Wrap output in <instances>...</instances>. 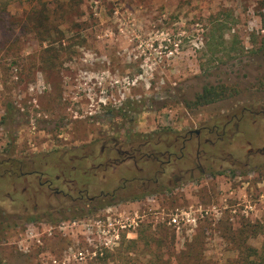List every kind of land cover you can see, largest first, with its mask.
Returning <instances> with one entry per match:
<instances>
[{"label":"rangeland","instance_id":"obj_1","mask_svg":"<svg viewBox=\"0 0 264 264\" xmlns=\"http://www.w3.org/2000/svg\"><path fill=\"white\" fill-rule=\"evenodd\" d=\"M33 1L8 0L0 17V264H51L50 257L57 264H80L61 260L79 236H66L56 227L93 218L104 209L145 218L132 238L84 264L157 259L176 264L191 244L200 258L224 264L230 253L222 226L236 230L243 223L264 224L263 205L246 219L228 212L242 195L252 202L264 195V160L250 158L243 166L245 150L260 146L262 131H252L249 138L242 119L239 131L228 126L217 141L205 129L220 126L232 113L238 116L243 107L255 111L264 105V0H74L63 17L59 8L70 0H38L53 12L49 20L55 22L54 32L43 40L25 19ZM209 85L231 91L218 102L193 107L195 95ZM118 110L127 111L124 118ZM198 130L211 143L202 145L200 139L198 149L193 137L184 143L183 157L170 166L164 184L126 183L113 199L88 205L83 200L80 207L44 187L33 192L28 186H36L34 180L27 183L3 173L7 160L26 172V161L33 159L38 171L53 177L60 174L65 153L81 155L104 140L128 149L158 140L170 144L176 136ZM196 153L201 173L195 169ZM87 166L77 164L79 171ZM178 169H193L192 176L175 181ZM80 174L64 177L74 181ZM100 174L98 170L88 197L115 183L122 186L134 171L123 164L114 175ZM79 176L74 190L59 189L74 193L84 188L88 181ZM197 204L215 205L220 214L180 234L156 218ZM141 230L149 231L148 240L129 246ZM248 243L258 248L260 237ZM103 257L104 262L94 263Z\"/></svg>","mask_w":264,"mask_h":264},{"label":"flooded vegetation","instance_id":"obj_2","mask_svg":"<svg viewBox=\"0 0 264 264\" xmlns=\"http://www.w3.org/2000/svg\"><path fill=\"white\" fill-rule=\"evenodd\" d=\"M253 110V106L248 105L241 109L238 116L237 114L232 113L230 115V118L220 126L218 124H214L211 128L205 129L208 134H214L217 141L222 140V135L225 133L228 126H231L235 131H239L238 127L240 125H243L241 123L242 119L245 122V131L249 132V134L247 132L249 138H252V136H254V133H252V131H262L261 134L260 132L258 133V139L259 141H261L260 146L255 147V149L247 148L245 150L247 157L246 161L243 163V166L245 167L253 161L250 160V158L255 159V157H257L258 159L264 160V105L260 106L255 111ZM257 122L258 128L256 129L254 128V125ZM200 132L201 130H198L188 132L183 137L176 136L170 144H164L163 141L158 140L153 145H149L148 142H143L135 147H129L128 149H121L120 147H117L116 144L108 142V140H104L100 142L96 150L88 149L86 153L81 155H69L68 153H65L62 156L65 159H62L60 162L63 165H58V168H60L58 172H60V174L53 177H46L47 174L38 171L34 167L36 161L33 159H28L26 161V164L29 165L30 169L26 172H23L19 168L17 170L12 168V162L7 160L4 164L8 166V168H5L3 173L7 175L16 174V176L27 180V183L34 180L36 186H28L33 192H37V189L39 190L44 187V189L50 195L59 197L61 199H68V201L73 204V207H75L76 204H78V207H80V204L84 203L83 200H86V205H88L94 203L99 198L108 197L109 199H113L114 195L116 194L115 192H117V190L124 189L125 187L123 186L126 183L132 184L133 182H135L140 186H144V184H150L152 185V187H157L161 184H164L163 181L169 178L170 166H175L176 162L178 164L180 159L183 157L181 152L184 148V143L188 142L191 137H193L196 142V148L201 145L200 139H202V145L208 146V144L211 143L209 139L201 138ZM249 143L250 141L248 140V144ZM158 146L163 147V150L154 152L153 148ZM170 149H172V151H170ZM144 150H146V152ZM176 153H178L179 156H175ZM195 158L196 159L194 160V163L197 164L195 169L196 171L200 172L201 168L199 167L200 165H198L199 160L197 153ZM70 163H73L74 165H69ZM79 163H82L84 165L88 164V166L83 171H79L77 168V164ZM123 164H128L130 165L131 169H133L134 174L131 179L124 178L122 179V181H124L122 186L118 187L117 183H115L111 190L104 191L100 189L98 190L97 195L88 197V193L92 189L91 183L94 182L93 180L95 179L94 177L98 170L102 175L105 173L114 175ZM142 165H146V167ZM149 166L151 167L150 170ZM192 170L193 169H178L176 174L179 175V177H175L173 180H179V178L184 174H190L189 176H192ZM79 172L81 174L80 176L77 175L76 178L78 179V176L80 178L82 176L88 181L87 183H85L84 188L77 189L74 193L68 191L67 189L65 191L63 189H59V186H61V188L66 187L69 190H74L77 179L73 181L69 178H65L64 176L65 174H73ZM66 176L68 177V175ZM56 184H58V186H56ZM26 190L27 189L23 188L22 193H25Z\"/></svg>","mask_w":264,"mask_h":264},{"label":"built area","instance_id":"obj_3","mask_svg":"<svg viewBox=\"0 0 264 264\" xmlns=\"http://www.w3.org/2000/svg\"><path fill=\"white\" fill-rule=\"evenodd\" d=\"M261 32H263L261 30ZM258 206H257V204ZM263 205L264 195L259 194L256 202L247 200L245 195L242 199L236 201L230 206L229 211L233 216L239 218H250L259 210L258 207ZM220 211L215 205L201 206L189 205L185 208L174 209L169 213H161L158 221L170 227L175 234L182 231H192L198 221L215 218ZM145 214L138 212L111 213V209H104L90 219H80L73 221L60 222L56 229L62 234L78 235L79 240L74 239L76 247L68 246L62 252V261H76L84 264L87 261L96 259L105 251L116 248L122 241L132 238L136 229L143 222ZM155 221V225L159 224ZM38 243V241H36ZM79 244V246H77ZM51 264H57L58 261L50 257Z\"/></svg>","mask_w":264,"mask_h":264},{"label":"trees","instance_id":"obj_4","mask_svg":"<svg viewBox=\"0 0 264 264\" xmlns=\"http://www.w3.org/2000/svg\"><path fill=\"white\" fill-rule=\"evenodd\" d=\"M7 1L8 0H0V17L4 12ZM72 5H74V0H70L69 3L61 5L59 8L60 17L69 14L72 10ZM52 13L53 12L50 13L46 9L44 3H41L38 0H34L33 5L30 7L29 12L25 17L26 22L30 25L32 31L41 40L48 37L49 34L51 32H54L55 30V22L52 23V21L49 20V16H51ZM1 23L2 20L0 18V24ZM53 53L50 52L49 54V56H51L52 58L55 57V53ZM230 91L231 89L223 85L204 86L202 87L201 91L195 95L191 104L195 108L203 107L224 99L227 96V92L230 93ZM9 110L10 107H7V111ZM118 113L120 117L124 118L127 111L118 110ZM11 117L13 116L11 115ZM3 120H5V118H3ZM29 220L32 219L29 218ZM205 228L208 227L206 226ZM162 231L164 230L162 229ZM148 232V230L139 231V234H137V238L134 240H130L129 242H127V244H129V246H134L139 242L147 241L149 238ZM221 233L222 237L227 243V251L230 253L229 257L225 259L224 264H264V224L261 225L256 223L254 225H249L248 223H243L236 230H231L228 226L224 225L222 226ZM257 237H260V245L258 248H255L248 242ZM190 246H192V244L187 247V252H185V254L179 258V260L182 259L181 262L177 261L176 264H211V262L200 258V256L197 255L198 251H192ZM104 260L105 257L99 258L94 261V263H101L104 262ZM158 261L160 260H153L149 264H160Z\"/></svg>","mask_w":264,"mask_h":264}]
</instances>
